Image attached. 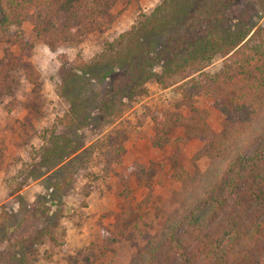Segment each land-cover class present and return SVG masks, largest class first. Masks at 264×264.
<instances>
[{
  "label": "trees",
  "instance_id": "16d2710c",
  "mask_svg": "<svg viewBox=\"0 0 264 264\" xmlns=\"http://www.w3.org/2000/svg\"><path fill=\"white\" fill-rule=\"evenodd\" d=\"M116 1L0 0V25L28 21L36 37L55 50L104 27L105 13ZM227 1L162 0L93 58L75 65L62 63L59 68L60 91L70 103L59 121L69 128L87 124L93 108L115 122L127 106L124 100L148 96L145 84L154 80L163 89H178L180 99L174 105L177 111L152 112V146L163 149L176 126L184 127L178 141H207L192 157L193 162L209 160L196 176L178 166L179 149L169 157L181 189L173 191L165 204L169 212L162 230L148 235L139 229L142 245L126 238L124 231L119 239L109 233L103 257L127 245L133 254L122 253L124 264H264V25L252 20L254 12L264 14V0H252L236 17L225 12ZM218 57L225 60L221 69L207 73ZM18 66L29 82L36 83L34 66L6 55L0 61V98L10 93L12 72ZM117 77L119 82L103 94L85 95L93 82ZM202 92L213 99L226 122L217 134L208 124L209 110L196 106ZM182 106L188 108V116L178 111ZM79 150L73 139L56 135L44 150L42 164L63 169L77 159ZM116 151L118 162L125 149ZM129 172L144 179L148 169L135 162ZM113 174L127 197V179ZM41 232L59 245L52 229ZM41 232L17 236L5 230L0 237V264L15 259L16 249L38 253Z\"/></svg>",
  "mask_w": 264,
  "mask_h": 264
},
{
  "label": "rangeland",
  "instance_id": "374dc122",
  "mask_svg": "<svg viewBox=\"0 0 264 264\" xmlns=\"http://www.w3.org/2000/svg\"><path fill=\"white\" fill-rule=\"evenodd\" d=\"M161 1L117 0L105 13L104 27L55 50L36 37L28 21L7 27L0 25V61L6 55H15L22 63L34 66L38 73L36 83L32 84L23 68L16 67L10 93L0 98V237L5 230L19 236L26 231L33 235L49 228L59 243L54 244L47 233L41 232L43 242L36 246L38 253L30 252V248L16 249L15 259L2 264H124L125 251L133 254L127 245L103 257L108 235L119 239V232L124 231L126 238L140 241L139 229L148 235L162 230L169 212H165V204L173 191L181 189L169 157L179 149L178 166L191 176L207 168L206 157L192 161L207 141L198 138V145L187 144L185 138L178 141L184 134L183 126L170 131L169 143L161 149L160 157L150 154L152 112L177 111L174 105L180 99L178 89H163L154 80L145 84L148 96L124 100L127 106L115 122H108L95 108L90 110L87 124L69 128L59 121L70 110V103L60 91L61 64L75 65L93 58L107 42L129 30L140 14H150ZM251 2L228 0L224 9L236 17ZM29 11L34 12L32 8ZM252 20L264 25V14L254 12ZM224 61L218 57L206 72H218ZM119 79L95 81L85 95L103 94ZM212 103L208 94L197 95L196 106L209 110L208 124L217 134L226 122ZM178 111L189 115L186 106ZM56 135L73 139L80 148L77 159L63 169L60 165L52 168L50 164H42L44 150ZM121 146L125 151L117 162L115 152ZM137 149L145 157L136 159L150 160L148 164L138 162L148 169L144 179L129 172L130 166L137 162L134 161ZM113 171L127 179L130 189L127 197L121 194L123 186ZM140 242L142 245L143 240Z\"/></svg>",
  "mask_w": 264,
  "mask_h": 264
},
{
  "label": "crops",
  "instance_id": "0c3cea01",
  "mask_svg": "<svg viewBox=\"0 0 264 264\" xmlns=\"http://www.w3.org/2000/svg\"><path fill=\"white\" fill-rule=\"evenodd\" d=\"M153 136V135H152ZM151 139H152V137H151ZM138 141V140H137ZM186 141L188 142L187 144H194V143H196L197 145L198 144H200L199 143V139L198 138H192V139H186ZM152 145V144H151ZM200 146V145H199ZM126 148V147H125ZM138 150V149H137ZM137 154L135 155V160L134 161H137V162H140V163H143V164H145V163H149L150 162V160L148 159L147 160V162H145V160L143 159V157H145V155H143V154H140L141 153V151H135ZM150 154H157V156H158V154H160V152H162L161 151V149H156V148H154L153 146H152V148H151V150H150ZM137 156H143L141 159L138 157L137 159H136V157ZM158 157H160V156H158Z\"/></svg>",
  "mask_w": 264,
  "mask_h": 264
}]
</instances>
